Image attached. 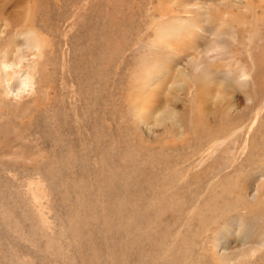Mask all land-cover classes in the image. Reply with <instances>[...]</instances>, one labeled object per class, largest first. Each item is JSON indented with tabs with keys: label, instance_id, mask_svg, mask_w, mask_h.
Masks as SVG:
<instances>
[{
	"label": "rangeland",
	"instance_id": "1",
	"mask_svg": "<svg viewBox=\"0 0 264 264\" xmlns=\"http://www.w3.org/2000/svg\"><path fill=\"white\" fill-rule=\"evenodd\" d=\"M247 2L264 43V0H0L34 75L0 88V264H264V87L193 112L184 75Z\"/></svg>",
	"mask_w": 264,
	"mask_h": 264
},
{
	"label": "bare ground",
	"instance_id": "2",
	"mask_svg": "<svg viewBox=\"0 0 264 264\" xmlns=\"http://www.w3.org/2000/svg\"><path fill=\"white\" fill-rule=\"evenodd\" d=\"M241 6L240 12L226 14V17H220L214 21L215 25L212 29L215 37L213 40H207L202 50L205 56L197 57L190 63L188 71L184 72L190 107L193 112L197 108H202L209 98L223 103L231 94L230 85L238 86L248 102H254L256 99L254 94L263 90L264 43L257 23L262 20V15L257 14L251 3L247 2ZM28 34L30 31H26V35ZM239 38L244 43L240 45V51H236L232 43ZM38 43V40L34 41L37 51L39 50ZM18 55L16 62L0 61V88L6 97L11 96L14 90L13 95L20 96L31 90L34 84L33 65H30L27 70L25 67L22 68L23 55L19 50ZM240 55L243 58L237 61V68H222V72L229 79V84L218 80L216 73L219 70L216 67L221 66L225 60H234ZM213 85L222 88L214 90ZM257 117L258 112L254 115V121ZM245 230L249 229L245 228Z\"/></svg>",
	"mask_w": 264,
	"mask_h": 264
}]
</instances>
